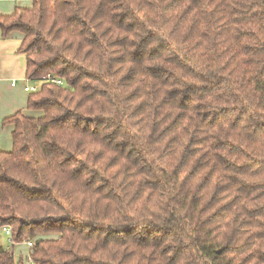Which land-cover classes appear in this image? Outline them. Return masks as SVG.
I'll list each match as a JSON object with an SVG mask.
<instances>
[{
	"label": "trees",
	"instance_id": "trees-1",
	"mask_svg": "<svg viewBox=\"0 0 264 264\" xmlns=\"http://www.w3.org/2000/svg\"><path fill=\"white\" fill-rule=\"evenodd\" d=\"M2 120L0 264H264V0H32Z\"/></svg>",
	"mask_w": 264,
	"mask_h": 264
},
{
	"label": "crops",
	"instance_id": "crops-1",
	"mask_svg": "<svg viewBox=\"0 0 264 264\" xmlns=\"http://www.w3.org/2000/svg\"><path fill=\"white\" fill-rule=\"evenodd\" d=\"M31 4L32 0H0V15L8 16L16 7L28 8ZM21 41L20 32L12 31L4 36L0 28V148L5 151L12 148V126L3 125L2 120L18 111L30 114L26 109L29 92L24 86L33 83L25 79V55L19 52ZM12 250L14 258H25L28 246L25 242L16 243Z\"/></svg>",
	"mask_w": 264,
	"mask_h": 264
},
{
	"label": "built area",
	"instance_id": "built-area-1",
	"mask_svg": "<svg viewBox=\"0 0 264 264\" xmlns=\"http://www.w3.org/2000/svg\"><path fill=\"white\" fill-rule=\"evenodd\" d=\"M27 81V80H26ZM29 82V81H27ZM45 82H53L56 83L58 85L62 84L63 82L60 79H57L55 76H53L50 73L45 74L44 76H42L38 82H35L33 84H27L26 86H24V89L27 92H31V91H35L38 86L40 85V83H45ZM12 84H14V82H12ZM12 227L8 224H4V225H0V233H3L4 236L6 237V242L8 244V247L14 245L15 243L13 242L12 239ZM27 244L28 247L31 246V241H27L25 242Z\"/></svg>",
	"mask_w": 264,
	"mask_h": 264
},
{
	"label": "rangeland",
	"instance_id": "rangeland-1",
	"mask_svg": "<svg viewBox=\"0 0 264 264\" xmlns=\"http://www.w3.org/2000/svg\"><path fill=\"white\" fill-rule=\"evenodd\" d=\"M31 113H32V112H30V114H31ZM0 244H1L2 246H4V247H7V246H8V244L6 243V237L4 236L3 233H0ZM25 264H33V263L27 261Z\"/></svg>",
	"mask_w": 264,
	"mask_h": 264
}]
</instances>
